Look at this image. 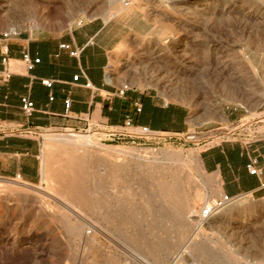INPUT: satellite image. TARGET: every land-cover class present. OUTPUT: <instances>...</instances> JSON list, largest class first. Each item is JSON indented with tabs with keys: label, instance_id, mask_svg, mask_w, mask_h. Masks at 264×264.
Listing matches in <instances>:
<instances>
[{
	"label": "rangeland",
	"instance_id": "obj_1",
	"mask_svg": "<svg viewBox=\"0 0 264 264\" xmlns=\"http://www.w3.org/2000/svg\"><path fill=\"white\" fill-rule=\"evenodd\" d=\"M67 3L90 18L103 6L113 14L127 9L142 14L155 34L125 39L107 72L115 82L155 89L166 98L187 95L192 114L214 100L217 82L207 80L213 62L230 66L249 51L264 53V0ZM87 132L93 134H42L37 184L0 177V264H72L74 259L96 264H264V201L237 197L202 221L199 209L217 195L188 146L166 135L131 143L104 141L98 130ZM59 174L71 184L57 182ZM163 189L199 195L194 206L189 204L193 213L187 221L174 216ZM32 190L43 194L35 196ZM60 190H76L79 201L65 202ZM231 205L238 209L228 213ZM80 223L96 236L94 249L84 248L67 231Z\"/></svg>",
	"mask_w": 264,
	"mask_h": 264
},
{
	"label": "crops",
	"instance_id": "obj_2",
	"mask_svg": "<svg viewBox=\"0 0 264 264\" xmlns=\"http://www.w3.org/2000/svg\"><path fill=\"white\" fill-rule=\"evenodd\" d=\"M16 1L0 0L1 178L40 181L43 133L93 134L87 131L120 126L130 115L134 125L172 137L194 151L217 197L264 201V53L249 51L230 66L213 62L207 80L217 82L214 100L192 114L187 95L166 98L136 85L118 95L121 84L107 72L113 53L131 35L155 34L136 10L113 14L103 6L90 18L68 0H23L22 6ZM61 45L77 54L70 56ZM3 46L8 49L7 65L1 62ZM24 53L40 60L31 70L21 61ZM77 74L80 78L74 82ZM41 80L52 81L51 87ZM211 87L207 85L210 91ZM24 96L34 105L29 116L21 109ZM65 99L71 102L68 109ZM241 123L247 124L242 131L212 139ZM248 165L257 174H249Z\"/></svg>",
	"mask_w": 264,
	"mask_h": 264
},
{
	"label": "built area",
	"instance_id": "obj_3",
	"mask_svg": "<svg viewBox=\"0 0 264 264\" xmlns=\"http://www.w3.org/2000/svg\"><path fill=\"white\" fill-rule=\"evenodd\" d=\"M127 3H125L126 6ZM3 37H7V34H3ZM61 49L69 51L70 56H75L77 54L76 50H70L68 45H61ZM8 49L6 46L2 47L1 50V62L3 65L8 64ZM22 63L26 67L27 70H31L36 64L40 62L39 59L32 60L30 56L27 53H24L21 58ZM5 74V79L8 78V73ZM80 78V75L77 74L73 76V81L77 82ZM41 83L47 87L50 88L52 85V81L50 80H41ZM90 82L87 81L85 83V87H90ZM132 88V85L130 82H124L121 84L118 95L123 96L125 92L129 91ZM53 98L50 97L49 100L51 101ZM21 102V109L26 115H30L34 109L33 102H31L26 96L22 97L20 99ZM71 102L69 99L64 100L65 108L68 109ZM141 111L140 107L136 105L135 112L139 113ZM247 124H239L235 127H232L229 131H226L225 133H220L215 135L212 139H218L224 136H230L235 132L242 131ZM99 132L103 133L105 136L104 141H111V142H118V141H124V140H130L131 143H134L135 141H152L161 138L160 135H162L160 132L150 130L149 128L145 126H136L133 124L132 118L130 115L125 116L122 125L115 126V127H109L105 129L98 130ZM249 170V174L255 175L257 174V170L253 168L252 165L247 166ZM253 168V169H251ZM19 179V176L16 177ZM233 199L234 197H230L228 195H221L218 196L212 200H210L207 203H204L201 208L199 209L197 218L202 221H208L210 220L214 215H216L220 210L225 208Z\"/></svg>",
	"mask_w": 264,
	"mask_h": 264
},
{
	"label": "bare ground",
	"instance_id": "obj_4",
	"mask_svg": "<svg viewBox=\"0 0 264 264\" xmlns=\"http://www.w3.org/2000/svg\"><path fill=\"white\" fill-rule=\"evenodd\" d=\"M70 138H72V137H70ZM91 139L93 141H96L94 138H91ZM66 140H67V138H66ZM165 158H167V159H169L171 161H175V162L179 161L178 157H176V156H171V155L167 156L166 155ZM57 182H59L60 184H62L64 186L65 185L69 186L71 184V180L69 178H67V176L65 177L62 174L58 175ZM32 192L35 194V196L36 195L39 196V195L43 194L42 192L37 191V190H32ZM76 192H77L76 190H70L68 192H64L63 190H60L59 196H60L61 199L65 198L66 199L65 202H67V203H74V202L79 201ZM162 192H163L164 196L166 197V201L169 203V206L171 207V210L173 211L174 216L177 219L186 220L187 221V215L190 214V213H193V212H191V207H190L189 204H192L194 206L195 203H196L197 198L199 197V195L196 194V195H193V197H192L189 194L188 195L185 194V195L182 196V195L176 194L175 192L171 191L170 189H163ZM66 194H68V195H66ZM237 209H238V207L231 205V206L227 207L226 210H227L228 213H231V212H233V211H235ZM67 231L70 233V235H72V237H76L80 241V243L83 244L84 248L87 247V248H90V249H94L96 247V244H97L96 243V236L95 235H91V236L88 235L86 233L84 225L82 223H80L79 226H77V227H72L70 229H67ZM94 232H96V231H94ZM72 264H96V262H94V261L87 262V261H85L83 259L80 260V261H76L74 259Z\"/></svg>",
	"mask_w": 264,
	"mask_h": 264
}]
</instances>
